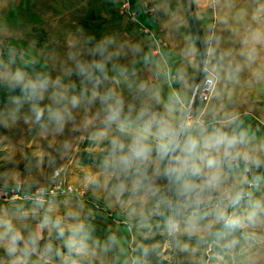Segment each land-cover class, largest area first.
<instances>
[{
	"label": "rangeland",
	"instance_id": "rangeland-1",
	"mask_svg": "<svg viewBox=\"0 0 264 264\" xmlns=\"http://www.w3.org/2000/svg\"><path fill=\"white\" fill-rule=\"evenodd\" d=\"M263 15L264 0H0V264H264V125L220 106V80L194 98L216 66L230 84ZM150 120L181 146L236 137L213 153L219 184L178 195L184 154L159 153ZM138 139L147 158L121 164Z\"/></svg>",
	"mask_w": 264,
	"mask_h": 264
},
{
	"label": "clouds",
	"instance_id": "clouds-1",
	"mask_svg": "<svg viewBox=\"0 0 264 264\" xmlns=\"http://www.w3.org/2000/svg\"><path fill=\"white\" fill-rule=\"evenodd\" d=\"M119 109H114L110 113V119H118ZM153 123L156 124L158 135L162 142L158 145V152L164 156L170 153H175L177 150L181 151L183 157H174L173 163L175 167L168 170L167 174L170 177H175L181 186L178 195L189 197L197 191L198 188H213L220 182L219 173L216 171L219 167V161L213 153H219L221 150L227 156L230 151L237 145L236 137H231L220 131H213L210 134H202L199 137H188L183 145L175 138L177 133L173 132L164 121L150 120L146 125L145 130L151 129ZM122 150V149H121ZM150 149L144 145L141 140H136L130 149V156L120 157V163L128 165L131 160H143L147 158ZM203 161V167L197 162ZM204 168L209 170L205 175ZM202 178L204 180L203 186L197 185L191 179L185 178ZM230 226H237L239 220L233 219L229 222ZM175 222L170 221V227L175 228Z\"/></svg>",
	"mask_w": 264,
	"mask_h": 264
},
{
	"label": "crops",
	"instance_id": "crops-1",
	"mask_svg": "<svg viewBox=\"0 0 264 264\" xmlns=\"http://www.w3.org/2000/svg\"><path fill=\"white\" fill-rule=\"evenodd\" d=\"M252 22L251 39H246L245 42L247 48L245 59L239 58L237 53H231L230 55V84H227L226 88L223 87L218 66L215 67V75L217 84L220 80L218 90L223 89V92L218 91L222 96L220 106L223 108L229 107L230 109L245 107L248 110V118L252 124L264 125V15L260 19V26L257 25L256 21L252 20ZM216 71H218V74ZM251 140L254 142L255 140L264 141V131L257 133ZM252 146L253 150L258 147L257 143H253ZM260 148L262 154H264L263 143Z\"/></svg>",
	"mask_w": 264,
	"mask_h": 264
},
{
	"label": "built area",
	"instance_id": "built-area-1",
	"mask_svg": "<svg viewBox=\"0 0 264 264\" xmlns=\"http://www.w3.org/2000/svg\"><path fill=\"white\" fill-rule=\"evenodd\" d=\"M217 85V77L215 74H206V77L202 82H200L195 88L194 98L202 104H208L214 94ZM51 193H54L51 191Z\"/></svg>",
	"mask_w": 264,
	"mask_h": 264
}]
</instances>
